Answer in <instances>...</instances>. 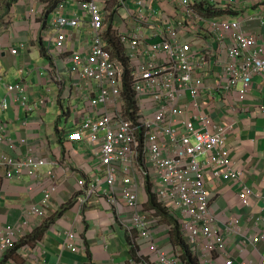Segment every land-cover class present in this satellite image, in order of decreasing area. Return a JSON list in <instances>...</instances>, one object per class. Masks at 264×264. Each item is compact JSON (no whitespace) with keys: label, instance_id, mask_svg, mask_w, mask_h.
I'll return each instance as SVG.
<instances>
[{"label":"built area","instance_id":"built-area-1","mask_svg":"<svg viewBox=\"0 0 264 264\" xmlns=\"http://www.w3.org/2000/svg\"><path fill=\"white\" fill-rule=\"evenodd\" d=\"M132 1L66 0L49 18L47 2L30 8L39 40L47 22V55L70 79L65 85L52 69L50 83L58 90L33 102L24 81L1 84L0 112L16 103L39 126L16 139L0 119L1 179L37 180L41 200L27 214L46 218L59 186L60 162L46 156L50 141L65 151L66 162L79 147L86 169L69 204L81 211L94 200L112 212L127 234L126 264H188L151 197L178 223L199 264H264V207L252 208V187L232 162L227 138L235 124L212 114L220 110L218 94L230 113L239 112L236 102L251 96L257 78L263 101L256 114L264 117V43L242 24L264 25V11L232 18L221 10L238 9L241 0ZM51 107L61 111L54 129L44 119ZM222 180L239 183L236 208L250 210L245 216L220 207L211 185ZM19 234L17 226L1 228L0 253ZM72 237L68 232L67 240Z\"/></svg>","mask_w":264,"mask_h":264},{"label":"crops","instance_id":"crops-1","mask_svg":"<svg viewBox=\"0 0 264 264\" xmlns=\"http://www.w3.org/2000/svg\"><path fill=\"white\" fill-rule=\"evenodd\" d=\"M38 1L18 0L13 4L8 14L12 24L0 35V82L5 84L3 78H11L6 83L24 81L28 85L31 102L58 90L55 83H50L52 80L49 75L52 74V69L55 74L63 76L65 85L70 79L64 66L58 62L57 65L54 64L53 58L47 55V22L44 21L42 27V40H39V32L31 26L33 21L30 20L29 11L32 6L38 5ZM130 3L133 1L129 0ZM241 3L242 6L235 10L222 9L223 15L245 18L258 11H264V0H241ZM69 6L72 10H77L76 5L70 3ZM167 9L174 10L171 7ZM114 24L119 26L120 21H115ZM242 24L248 33L257 36L260 42L264 43V25L261 20ZM21 43H24V48L20 47ZM11 48H16L18 52L13 55ZM259 81L257 78L254 80L255 87L249 98L242 103L236 102L239 112L230 113L221 102L220 94L216 98V106L220 110L214 112L212 109L216 121L235 124V131L227 138V146L233 164L244 172L245 183L252 187L254 195L251 202L255 211L264 207V117L259 111L256 114L257 107L263 101ZM2 92L3 90L0 97ZM0 119L8 125L11 135L16 139L18 136H27V129L39 130L34 116L16 103L7 111H1ZM25 121L30 122L27 127L24 125ZM54 141L51 139L46 156L48 158L49 154L51 161L60 162L55 169L59 175V186L52 198L53 209L46 218L40 219L27 214L29 205L41 200V188L37 180L24 176L20 180L6 182L0 177V229L6 225L20 228L14 247L0 253V264H51L56 261L59 264H126L131 257L127 234L117 218L112 217V212L94 200L81 211L74 203L69 204L77 189L79 177L84 176L86 160L78 156L79 147H76L75 156L66 162L65 151L60 150ZM5 150L4 147L0 148V153ZM81 152L83 150L79 149V154ZM51 165V162L48 163L44 170H48ZM238 184L222 180L219 185L212 184L211 188L217 193L220 207L225 211L245 216L250 210L236 208L237 194L240 191ZM255 194L263 199L256 198ZM23 222L27 224L23 225ZM244 223L246 224L245 221ZM44 227L45 230L35 239V234ZM260 229L264 230V225ZM68 232L73 233L72 240H67ZM259 251H264V241L259 244Z\"/></svg>","mask_w":264,"mask_h":264},{"label":"trees","instance_id":"trees-1","mask_svg":"<svg viewBox=\"0 0 264 264\" xmlns=\"http://www.w3.org/2000/svg\"><path fill=\"white\" fill-rule=\"evenodd\" d=\"M17 0H9L7 6L15 3ZM43 3L47 2L48 3V7H47V11L45 16H47L49 18L50 14L63 2L66 0H39ZM223 13V12H222ZM41 52H43L41 50ZM43 54V53H42ZM128 77H126V88H127V96L128 99L132 102L133 98H132V94L129 88V84H128ZM151 206L156 208L158 213L162 215L163 219L165 222H167L168 224L172 225V231H171V241L173 244L177 245L180 247L181 249V256L183 257V259L188 263V264H199L198 259L196 258V256L192 253V251L189 249L188 245L186 244L182 233L180 231L179 225L178 223L167 214V212L161 208L156 201L154 200L153 197H151V202H150ZM45 230V227L43 229H41V231L37 234H35L34 238H38V236L42 233V231ZM91 264V263H90Z\"/></svg>","mask_w":264,"mask_h":264},{"label":"rangeland","instance_id":"rangeland-1","mask_svg":"<svg viewBox=\"0 0 264 264\" xmlns=\"http://www.w3.org/2000/svg\"><path fill=\"white\" fill-rule=\"evenodd\" d=\"M8 1L9 0H0V35H1V32L3 30H5L7 27H9V25L12 23L10 20V17H8V14L11 11V9L13 8V4H16L18 0L15 3L11 4L10 6L9 5L7 6V4L9 3ZM118 3H119V0H110L109 5L114 6V5H117ZM128 5L131 6V5H133V3H130ZM43 63H45V61H43ZM47 66H48V64H47ZM3 80H4V83H6L9 80H11V78H5V79L3 78ZM2 83L3 82H0V94H1V84ZM59 116H61L60 108L59 107H51L48 110V114H47V116L44 117V119L48 124H51L52 125L51 127L54 129L55 128V122ZM41 129L44 130V127H41Z\"/></svg>","mask_w":264,"mask_h":264}]
</instances>
